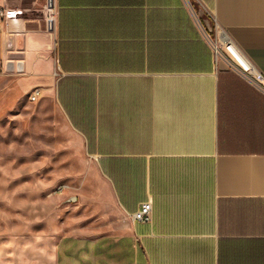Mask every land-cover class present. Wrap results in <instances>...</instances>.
<instances>
[{
  "label": "crops",
  "instance_id": "0c3cea01",
  "mask_svg": "<svg viewBox=\"0 0 264 264\" xmlns=\"http://www.w3.org/2000/svg\"><path fill=\"white\" fill-rule=\"evenodd\" d=\"M199 2L0 0L3 75L52 99L125 221L55 264H264V95L225 50L264 76V0Z\"/></svg>",
  "mask_w": 264,
  "mask_h": 264
},
{
  "label": "rangeland",
  "instance_id": "374dc122",
  "mask_svg": "<svg viewBox=\"0 0 264 264\" xmlns=\"http://www.w3.org/2000/svg\"><path fill=\"white\" fill-rule=\"evenodd\" d=\"M1 33L0 264H55L64 237H98L124 220L100 205L105 184L52 99L33 103L3 75Z\"/></svg>",
  "mask_w": 264,
  "mask_h": 264
},
{
  "label": "built area",
  "instance_id": "2783aa9c",
  "mask_svg": "<svg viewBox=\"0 0 264 264\" xmlns=\"http://www.w3.org/2000/svg\"><path fill=\"white\" fill-rule=\"evenodd\" d=\"M195 1L199 5L200 3L199 0H195ZM44 12L46 15V25H47L48 31H54L57 25L56 9L53 8L52 4H49L45 7ZM14 18H15L14 12L4 11L3 9H0V19L6 20L7 22H9L10 20H13ZM212 44H213V50L215 52L216 59L219 60L222 56L221 48L220 46L217 45V43L212 42ZM230 47L232 46L230 45ZM228 57L233 62L232 66L235 68V70L238 73H240L243 77H245L249 82H251V84L254 85L264 95V76L258 75L253 70L244 71L236 63H234V61L229 55ZM41 96H42L41 90L35 89L32 92L30 99L33 103H36L41 99ZM152 213H153L152 202H146L141 205L140 209L136 213L131 215V218L134 222L150 223L152 220Z\"/></svg>",
  "mask_w": 264,
  "mask_h": 264
},
{
  "label": "bare ground",
  "instance_id": "6f19581e",
  "mask_svg": "<svg viewBox=\"0 0 264 264\" xmlns=\"http://www.w3.org/2000/svg\"><path fill=\"white\" fill-rule=\"evenodd\" d=\"M226 50L227 54L232 58V60L244 71L252 70L251 65L248 63L245 57L241 53H239L237 49H235L233 46L230 47V45H227Z\"/></svg>",
  "mask_w": 264,
  "mask_h": 264
}]
</instances>
